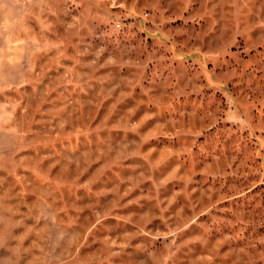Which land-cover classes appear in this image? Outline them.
<instances>
[{
    "label": "rangeland",
    "instance_id": "rangeland-1",
    "mask_svg": "<svg viewBox=\"0 0 264 264\" xmlns=\"http://www.w3.org/2000/svg\"><path fill=\"white\" fill-rule=\"evenodd\" d=\"M0 264H264V0H0Z\"/></svg>",
    "mask_w": 264,
    "mask_h": 264
}]
</instances>
